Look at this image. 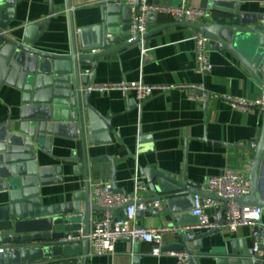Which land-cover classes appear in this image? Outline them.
<instances>
[{
    "label": "crops",
    "instance_id": "1",
    "mask_svg": "<svg viewBox=\"0 0 264 264\" xmlns=\"http://www.w3.org/2000/svg\"><path fill=\"white\" fill-rule=\"evenodd\" d=\"M69 1L68 10L67 0H14V20L8 29L14 27L19 31L33 24L41 30L46 25L36 47L48 53L66 54L71 46V27L75 44L79 45L78 30L100 22L97 0ZM200 1L188 0L185 5L201 8ZM183 4V0H172L171 6ZM241 11L250 16L264 15V0L244 1ZM146 23L145 59L141 58L137 47L99 58L92 84L141 80L150 85H199L206 100L196 101L189 97L194 91L179 88L154 93L141 103L132 94L126 97L117 90L89 91L88 103L105 117H111L113 132L109 142L86 145L88 185L99 181L112 185L113 176L120 193L129 194L134 190V178L138 177L146 184L143 171L151 168L182 181H190L201 191H206L207 178L223 168H243L248 173L252 152H247L242 145L258 140L262 109L259 105L248 110L234 109L224 97L263 101L262 89L239 61L229 53L221 54L210 43L207 51L212 69L205 75L199 74L193 38L195 29L176 24L178 22L163 15H151L146 18ZM82 69L88 75L92 72L89 66ZM18 96L10 86H1L0 123L18 116ZM130 100L135 104L130 106ZM50 146L49 154L38 152V165L60 167L61 174L52 175L49 179L54 182L40 186V194L44 205H58L72 201L74 194L84 191L82 172L75 170L78 163L73 159L81 156V149L75 140L63 136L53 137ZM106 157L115 160L114 165ZM261 189L264 194V168ZM148 193L147 187V192L139 194V201L148 198ZM4 201L5 193L1 190L0 206ZM184 205L186 217L179 226L195 225V218L191 215L192 200ZM206 213L210 217L216 214L217 218L221 215L224 221L225 210L222 207L207 209ZM102 214V211H92L90 220ZM116 215L122 216V209L116 210ZM171 221L160 208L137 213L133 222L141 227H159L171 225ZM260 225L264 226V212ZM199 233L202 234L196 243L199 247L190 243L192 256L199 264H216L217 259H229L218 254L229 249L232 242L246 241L249 248L255 243L247 226L235 232L222 226L220 230L209 233L196 231L194 234ZM179 242L176 234H166L162 253L155 256L151 254L148 243H139L133 251L127 240L120 239L114 243L112 253L88 256L87 264H177L176 254L182 252L167 247ZM196 251L208 254L197 255ZM80 258V255H74L66 259L79 262Z\"/></svg>",
    "mask_w": 264,
    "mask_h": 264
},
{
    "label": "water",
    "instance_id": "2",
    "mask_svg": "<svg viewBox=\"0 0 264 264\" xmlns=\"http://www.w3.org/2000/svg\"><path fill=\"white\" fill-rule=\"evenodd\" d=\"M97 1L100 22L78 30L79 45L75 44L71 27L69 52L54 54L36 47L46 25L41 30L33 24L19 31L14 27L8 29L14 20V0H0V88L7 85L19 94L18 116L0 123V191L5 193V201L0 206V248L4 249L0 253V264H87L86 235L91 212H104L105 209L94 204L89 194L86 145L109 142L113 132L111 117H105L88 103L87 88L94 81L99 58L118 54L127 48L140 49L135 40H130L132 10L123 4L124 0ZM148 1L172 5V0ZM244 1L251 0H201L200 7L208 11L203 21L176 24L195 29L205 35L221 54L233 56L263 91V103L259 105L262 109L259 138L256 142L242 145L247 152H252L248 170L250 194L235 200L243 205L260 206L264 212L261 189L264 168V15L243 13L241 5ZM183 2L186 4L188 0ZM67 8H70L69 0ZM151 15L157 14L148 13L146 18ZM89 34L90 38L86 39ZM85 66L92 70L90 75L82 69ZM133 104L135 101L130 100L129 105ZM56 136L68 137L79 143L81 156L73 159L78 163L75 170L82 172L84 191L74 194L70 202L44 205L40 186L54 182L49 178L55 174L60 176L61 170L60 167H40L38 152L49 154ZM106 158L114 165L115 160ZM143 172L149 197L140 202L163 201L161 208L173 226L183 224L181 220L186 217L184 204L192 200V195L227 201L201 191L190 181H182L151 168ZM111 180L112 190L121 192L115 186L113 176ZM130 204L132 202L121 207L123 216ZM225 209L223 205L222 210ZM112 215L116 216V210ZM194 218L197 223V217ZM223 224L220 215L218 228L207 233L220 230ZM79 231L83 237L76 239ZM258 232L263 252L258 259L252 260L253 251L247 247L246 241L232 242L229 249L218 254L229 259H217L216 264H264V226L259 225ZM176 235L180 242L167 248L185 251L191 256V264H199L192 256L190 243L199 247L196 243L202 234L187 238L185 232L179 231ZM68 236L75 239L65 240ZM136 247L133 246V251ZM196 254L204 256L208 253L196 251ZM74 255L81 256L79 262L66 259Z\"/></svg>",
    "mask_w": 264,
    "mask_h": 264
},
{
    "label": "built area",
    "instance_id": "3",
    "mask_svg": "<svg viewBox=\"0 0 264 264\" xmlns=\"http://www.w3.org/2000/svg\"><path fill=\"white\" fill-rule=\"evenodd\" d=\"M124 5L131 8L132 13L129 22L130 40H135L140 46V56L144 60L147 54L144 49L148 26L146 16L148 13L163 15L175 22L187 21L190 23H199L207 17L208 11L198 7H188L185 4L177 6H165L153 4L148 0H124ZM193 38L196 42V69L199 74L205 75L212 69L209 61L207 45L209 39L202 33L195 31ZM187 89L195 93L189 94V97L205 102L206 95L199 85H150L143 81H121L118 83L91 84L87 91H97L103 93L106 91L117 90L124 96L132 94L139 103L150 98L154 93H164L171 89ZM224 99L233 107L239 110H248L249 108L262 105L263 101L250 102L241 98L226 96ZM206 192L219 198L227 199L226 202L193 195L192 215L197 217L195 225L173 226L164 225L159 227H141L134 224V218L137 213H145L152 209H160L161 202L154 200L150 202H140L139 194L147 192V185L138 177L134 178V190L132 193L114 192L110 184L102 182L89 183V194L94 204L103 207L105 211L102 216L91 219L89 230L86 235L88 242V256H99L113 252L114 243L117 240H127L131 247L139 243H148L151 246L152 255L159 256L162 253L161 247L163 238L166 234H176L179 231L186 233L187 238H191L196 231H210L218 228V218L216 214L211 217L206 213L207 209H215L225 205L224 224L232 232L238 228L247 226L251 229V236L255 239L252 247V260L258 259L263 252L260 249L258 226L261 224L263 208L255 205H243L235 199L242 198L250 194V181L245 169L223 168L216 175L207 178L205 183ZM132 202L126 207L125 216L113 217L112 211L121 209V207ZM82 232L76 239L82 238ZM68 236L65 240H72ZM4 249L0 248V253ZM258 255V257H257ZM177 264H191L190 255L186 252L176 254Z\"/></svg>",
    "mask_w": 264,
    "mask_h": 264
}]
</instances>
